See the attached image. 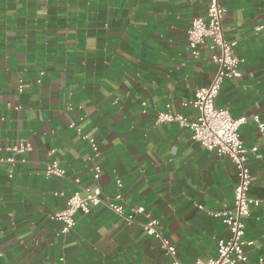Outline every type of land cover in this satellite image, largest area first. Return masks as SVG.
<instances>
[{
  "label": "crops",
  "instance_id": "obj_1",
  "mask_svg": "<svg viewBox=\"0 0 264 264\" xmlns=\"http://www.w3.org/2000/svg\"><path fill=\"white\" fill-rule=\"evenodd\" d=\"M207 2L0 0V264H61L62 256L65 264H170L143 229V213L128 222L98 205L77 213L69 233L51 218L77 183L112 197L117 178L127 211L144 206L158 217L183 264L217 256L229 233L212 212L233 207L235 164L178 122H156L161 111L195 118L185 102L218 69L209 39L198 55L188 44ZM222 2L225 37L243 62L239 78H224L215 105L248 117L239 132L247 148H258L248 162L250 194L264 199V128L252 117L264 122V0ZM19 142L31 149L12 150ZM49 160L66 177L47 176ZM245 222L249 260H264V205Z\"/></svg>",
  "mask_w": 264,
  "mask_h": 264
},
{
  "label": "built area",
  "instance_id": "obj_2",
  "mask_svg": "<svg viewBox=\"0 0 264 264\" xmlns=\"http://www.w3.org/2000/svg\"><path fill=\"white\" fill-rule=\"evenodd\" d=\"M227 8L222 0H208L205 15L195 16L188 29V44L194 55H198V45L205 44L206 40L212 50L211 59L218 65V69L208 86L199 87L195 90L194 98L185 105H192L198 114L189 120L182 113L172 111H161L157 115L156 122H178L181 126L192 130V138L201 143L207 150L213 151L218 155H228L233 160L236 173L237 184L234 192V204L231 209L212 212L214 216L222 217L228 229V235L221 237L217 242V256L207 261H197L194 264H264V260L250 262L247 247L253 241L246 239V222L251 210L255 206L264 205V199L254 197L250 194V188L254 176L249 167L250 152H255L258 148L254 146L247 148L240 137V126L247 122L248 117L243 115L233 117L227 108H220L215 105V98L220 93L225 77L239 78L241 76L240 66L243 59L235 53V40L225 37L224 19ZM263 26H258L257 31ZM43 73V72H41ZM23 86L20 85L22 90ZM144 106L147 102H142ZM263 130L264 122L260 116L252 115ZM89 138L95 151L98 146L94 138ZM31 145L24 142L16 144L12 150H30ZM9 161H14L9 158ZM45 174L47 176L66 177L65 169L56 160L45 163ZM102 169L99 165L95 166L94 178L97 180L101 175ZM79 181L78 179L76 180ZM79 189L69 196L66 206L54 214L51 218L62 224L61 232L69 233L75 226V216L79 212L88 213L98 205H105L111 211L132 222L135 215L143 213L147 220L143 224V229L147 234L153 235L161 242L162 248L171 256L170 264H183L177 257V248L169 238L163 236L161 232V220L154 216L152 212L146 211L144 206H132L127 211L121 187L122 180L117 178V193L112 196L104 195L99 185L87 186L79 183ZM119 200V201H118ZM61 264H65V258H60Z\"/></svg>",
  "mask_w": 264,
  "mask_h": 264
}]
</instances>
